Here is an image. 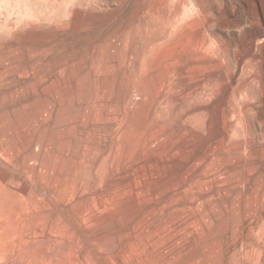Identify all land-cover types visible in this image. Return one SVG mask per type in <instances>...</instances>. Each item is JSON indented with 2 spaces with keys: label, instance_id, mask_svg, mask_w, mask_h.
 <instances>
[{
  "label": "rangeland",
  "instance_id": "obj_1",
  "mask_svg": "<svg viewBox=\"0 0 264 264\" xmlns=\"http://www.w3.org/2000/svg\"><path fill=\"white\" fill-rule=\"evenodd\" d=\"M0 264H264V0H0Z\"/></svg>",
  "mask_w": 264,
  "mask_h": 264
},
{
  "label": "bare ground",
  "instance_id": "obj_2",
  "mask_svg": "<svg viewBox=\"0 0 264 264\" xmlns=\"http://www.w3.org/2000/svg\"><path fill=\"white\" fill-rule=\"evenodd\" d=\"M72 157V156H71Z\"/></svg>",
  "mask_w": 264,
  "mask_h": 264
}]
</instances>
